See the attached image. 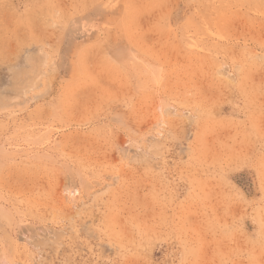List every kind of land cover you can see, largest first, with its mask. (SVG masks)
Segmentation results:
<instances>
[{"label":"rangeland","instance_id":"obj_1","mask_svg":"<svg viewBox=\"0 0 264 264\" xmlns=\"http://www.w3.org/2000/svg\"><path fill=\"white\" fill-rule=\"evenodd\" d=\"M0 264H264V0H0Z\"/></svg>","mask_w":264,"mask_h":264}]
</instances>
